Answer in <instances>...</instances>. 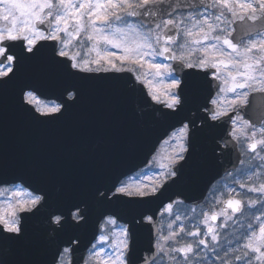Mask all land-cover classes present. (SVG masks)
<instances>
[{"label": "clouds", "instance_id": "clouds-1", "mask_svg": "<svg viewBox=\"0 0 264 264\" xmlns=\"http://www.w3.org/2000/svg\"><path fill=\"white\" fill-rule=\"evenodd\" d=\"M0 2L5 18L15 14L10 0ZM28 7L23 30L0 31V73H6L0 75V93L23 79L27 62L45 53L67 79L59 91L22 84L19 107L29 116L62 118L79 100L75 82L113 80L126 85L136 116L143 121L148 114L154 128L169 117L187 118L172 125L180 131L173 134L171 158L150 196L119 175L96 191L94 212L89 202L50 207L46 187L23 173L9 174L0 163V207L12 209L0 216V264H264V0H34ZM97 9L106 19L97 22ZM113 49L128 57L124 64L104 62L116 57ZM141 58L149 71L131 63ZM190 77L201 85L196 100ZM145 83L160 85L165 95L150 87L145 92ZM29 92L59 101L53 105L62 111L37 115L24 99ZM170 98L176 102L170 105ZM198 135H210L216 163L227 157L234 163L225 166V184L214 183L190 206L186 194L164 193L180 180ZM162 199L172 200L163 227L157 220L164 214L154 219L155 209L143 207ZM230 201L239 203L229 206ZM118 203L134 207L130 218Z\"/></svg>", "mask_w": 264, "mask_h": 264}, {"label": "water", "instance_id": "water-1", "mask_svg": "<svg viewBox=\"0 0 264 264\" xmlns=\"http://www.w3.org/2000/svg\"><path fill=\"white\" fill-rule=\"evenodd\" d=\"M128 75L135 79L132 72ZM22 76L20 82L0 93V163L9 174L23 173L46 187L52 197L50 207L89 202L90 212H94L91 201L96 191L108 187L119 175L124 179L146 167L161 142L181 127L172 125L187 118L186 115L169 117L164 125L154 128L148 114L143 121L136 116L134 97L123 82L83 80L75 82L79 87V100L69 106L65 116L54 121L36 120L19 107L20 86L36 83L59 91L67 82L66 73L45 53L27 62ZM141 86L147 92L145 86ZM189 87L192 100L198 99L201 85L190 77ZM36 95L43 100L56 101ZM29 106L35 111L34 105ZM167 127L168 131L159 135ZM210 138V135H198L193 139L189 161L180 180L164 193L166 198L184 193L185 203L193 205V201L202 200L212 185L224 176L225 166L232 167L231 157L221 163L215 162L208 143ZM58 186L59 193L56 192ZM171 203V199H162L143 207L155 209L153 218L157 219L162 208ZM115 207L127 211L129 218L135 211L128 204L118 203ZM35 230L40 231L39 228ZM34 241L33 248L38 251L40 241L35 237Z\"/></svg>", "mask_w": 264, "mask_h": 264}, {"label": "rangeland", "instance_id": "rangeland-1", "mask_svg": "<svg viewBox=\"0 0 264 264\" xmlns=\"http://www.w3.org/2000/svg\"><path fill=\"white\" fill-rule=\"evenodd\" d=\"M34 0H15V3L21 5L22 7L16 8L14 15H7V18H5V13L3 11V4L0 2V31H3L5 28L9 27H16L19 26L21 30L24 29L25 22L29 21L30 14L32 12V9H30L28 6L32 4ZM72 3H77V0H71ZM101 4L104 3V0H100ZM96 11H101V9H97ZM102 14V12H101ZM103 15V14H102ZM132 19V18H130ZM36 21H33L35 23ZM74 22V21H72ZM97 22H99V19H97ZM66 25L70 22L66 21ZM76 39H80L79 36L76 37ZM113 52L116 53V57L112 60L104 59V62L108 65L116 64L117 66L124 64L126 60L119 59L120 57H123V53L120 49H113ZM132 64H144V71L147 72L150 70L149 64H147L144 60V58H141L139 61L132 60ZM145 86L147 90L149 87L160 95H165L164 89L158 85V84H148L145 83ZM167 87V85L165 86ZM38 99V98H37ZM39 100V99H38ZM44 103V102H43ZM47 105V104H46ZM51 106V105H49ZM180 131L179 129H176L173 131L168 138H166L160 145L158 150L155 152V154L152 156L150 160V165L141 171L139 174L135 175L134 177L128 179V181L125 183L127 185H132L133 188L136 186H139L141 191L148 190L149 194L151 193V189L153 188L154 184L159 183V171H162L161 166L167 165L169 159L171 158V145L174 142L173 141V134H178ZM226 183V182H225ZM2 203V201H0ZM166 208V207H165ZM164 208V209H165ZM164 209L162 210L161 214L163 215V218H161V226L163 227L165 224V219H170V215L167 213H164ZM177 209L175 206L172 208V213H177ZM5 212H8L9 214L12 212L11 208H3L0 207V216H3Z\"/></svg>", "mask_w": 264, "mask_h": 264}, {"label": "snow or ice", "instance_id": "snow-or-ice-1", "mask_svg": "<svg viewBox=\"0 0 264 264\" xmlns=\"http://www.w3.org/2000/svg\"><path fill=\"white\" fill-rule=\"evenodd\" d=\"M10 2L16 7V8H19V7H22L21 5H19V4H17V3H15V0H10ZM96 18L97 19H99V20H103V19H106V17L104 16V15H102V14H99V11L97 12V14H96ZM9 37H10V39H12V40H15L16 39V34L15 33H13V32H10L9 33ZM0 39H3V37H0ZM226 43H229L228 41H225ZM29 43L30 44H32V43H34V41H29ZM10 50V49H9ZM4 50H2V49H0V52H3ZM61 55H65V53H61ZM5 58H7V59H12V57H10V56H7L6 54H5ZM104 59H107V58H104ZM119 59H124V60H127L128 59V57H120ZM98 62V61H97ZM75 66V65H74ZM113 67H115V65H112ZM150 67H151V65H150ZM0 75H6V73H0ZM140 77H138V79H139ZM172 87H174L175 86V84H173V85H171ZM150 90L152 91V92H155V91H153L152 89H151V87H150ZM24 99L27 101V104L28 105H34L35 106V112H40L41 113V115H43V116H52L51 114L52 113H60L62 110H61V108H60V106L59 105H52V106H49V105H46V104H44L43 103V101H41V100H38L37 99V96L36 95H34L32 92H29V93H27L26 95H25V97H24ZM153 99H158V96L157 95H153ZM176 101L174 100V99H169V103H170V105L171 104H174ZM183 130H181V132H182ZM255 144H253V145H251V147H253V148H255ZM128 187H133L132 185H128ZM127 189L126 188H121V189H119V191H121V192H123V191H126ZM141 194H143V193H141ZM239 202L238 201H236V202H229V206H235V205H237ZM78 206V205H77ZM11 230H15L14 228L13 229H11Z\"/></svg>", "mask_w": 264, "mask_h": 264}, {"label": "flooded vegetation", "instance_id": "flooded-vegetation-1", "mask_svg": "<svg viewBox=\"0 0 264 264\" xmlns=\"http://www.w3.org/2000/svg\"><path fill=\"white\" fill-rule=\"evenodd\" d=\"M55 102H49V104L52 106ZM128 181V179L124 180V182L126 183Z\"/></svg>", "mask_w": 264, "mask_h": 264}, {"label": "trees", "instance_id": "trees-1", "mask_svg": "<svg viewBox=\"0 0 264 264\" xmlns=\"http://www.w3.org/2000/svg\"><path fill=\"white\" fill-rule=\"evenodd\" d=\"M225 182H226V181H225V180H223V181H222V184H225Z\"/></svg>", "mask_w": 264, "mask_h": 264}]
</instances>
